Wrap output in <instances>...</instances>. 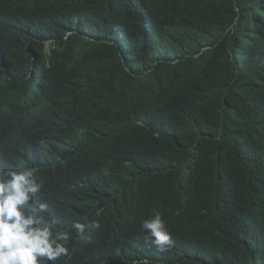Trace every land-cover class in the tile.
Instances as JSON below:
<instances>
[{
	"label": "trees",
	"instance_id": "trees-1",
	"mask_svg": "<svg viewBox=\"0 0 264 264\" xmlns=\"http://www.w3.org/2000/svg\"><path fill=\"white\" fill-rule=\"evenodd\" d=\"M37 2L13 0L22 17ZM263 11L264 0H129L119 12L123 33L133 40L131 73L98 60L94 40L79 35L53 43L62 61L79 43L88 56L97 89L89 138L106 164L104 175L91 177L93 185L117 188L118 181L127 180L138 194L157 198L177 214L171 230L176 228L179 239L173 252L178 264H264V201L254 225H231L254 199L244 188L245 172L264 190V24L257 21ZM31 37L40 39L42 33L26 32L20 23L7 25L0 52L28 44L44 56ZM106 48L118 59L117 50ZM110 69L124 77L114 80ZM131 76L141 77L134 84L138 88L128 87ZM46 81L0 85V115L10 120L26 115ZM113 121L122 125L118 141L143 140L167 156L135 159L124 153L110 139ZM0 147L9 162L21 142L0 136Z\"/></svg>",
	"mask_w": 264,
	"mask_h": 264
},
{
	"label": "clouds",
	"instance_id": "clouds-1",
	"mask_svg": "<svg viewBox=\"0 0 264 264\" xmlns=\"http://www.w3.org/2000/svg\"><path fill=\"white\" fill-rule=\"evenodd\" d=\"M128 2L38 0L32 13L22 17L13 0H0V35L7 25L20 23L26 32L42 33V38L31 39L45 52L40 56L28 44L0 52V85L9 88L47 79L26 115L14 120L0 115V136L21 142L9 162L0 147V264H178L173 252L179 239L176 228L171 230L177 227V214L166 211L157 198L138 194L127 180L118 181L117 188L93 185L91 177L104 175L106 164L89 138L95 116L89 108L97 89L91 83L88 56L83 43L63 61L53 52L54 42L81 35L96 42L93 53L98 60L131 73L133 40L124 35V14L119 12ZM257 21L263 27L264 11ZM106 46L117 50L118 59L109 57ZM73 67L88 74L76 75ZM58 69L63 76L56 75ZM122 77L114 72V80ZM131 77L128 87L138 88L134 84L141 77ZM135 123L173 140L141 121ZM108 128L110 139L135 159L167 156L152 151L143 140L118 141L119 121ZM244 188L254 199L232 218L233 226L254 225L264 201L263 188L246 172Z\"/></svg>",
	"mask_w": 264,
	"mask_h": 264
},
{
	"label": "bare ground",
	"instance_id": "bare-ground-1",
	"mask_svg": "<svg viewBox=\"0 0 264 264\" xmlns=\"http://www.w3.org/2000/svg\"><path fill=\"white\" fill-rule=\"evenodd\" d=\"M37 78H38V76H37ZM38 79H40V78H38Z\"/></svg>",
	"mask_w": 264,
	"mask_h": 264
}]
</instances>
